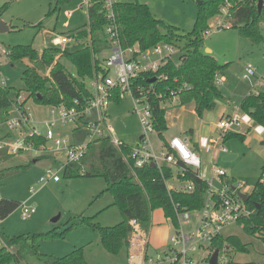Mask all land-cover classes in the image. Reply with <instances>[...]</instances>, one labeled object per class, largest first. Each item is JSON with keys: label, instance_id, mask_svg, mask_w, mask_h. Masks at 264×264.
<instances>
[{"label": "rangeland", "instance_id": "rangeland-1", "mask_svg": "<svg viewBox=\"0 0 264 264\" xmlns=\"http://www.w3.org/2000/svg\"><path fill=\"white\" fill-rule=\"evenodd\" d=\"M137 1L147 3L158 18L187 33L194 27L200 0ZM82 3L83 0H0V21L6 26V29H0V78H5L8 86L25 87L22 73L29 63L20 60L10 61L5 54L6 48L32 44L41 50L47 45L50 37L65 36L84 28L89 22L88 7L85 4L82 6ZM40 22L43 23L42 28L38 26ZM220 22L224 23L222 27L219 25ZM227 22L231 24L230 20H225L223 14L213 18L201 46L204 52L210 53L225 66L216 78L223 97L217 100L213 110L206 111L211 114L216 113L219 107H226L231 111L235 105L240 106L243 98L250 92L264 90V40L254 42L242 35L237 27L226 26ZM261 31L264 35V24L261 25ZM175 49L171 57L178 61L180 50L176 46ZM110 54L111 49L107 47L98 57L104 61ZM164 56H167V53ZM159 57L160 55L153 54L152 60ZM63 62L69 71L74 73L73 65L65 60ZM248 64L256 68V75L252 78L244 77ZM222 75L226 76V80L220 82ZM86 81L90 87L92 78H87ZM22 95L26 98V91H22ZM176 100H168V104ZM25 107L31 113L32 125L46 131L47 122L52 118L51 106L37 103L30 98L25 103ZM192 110V104L169 108L167 119L171 125L169 130L165 131V135L168 136L181 129L182 122L189 127L195 123L199 124L202 120L215 119L214 116L207 118L206 112L202 119ZM240 112H242L240 115L242 124L235 129L234 133H239L244 138L241 135H229L224 141L228 151L221 154L214 151L216 157H219L217 161L216 158H212V155H215L209 140L212 135L216 138L217 133L210 135L203 133L204 139L201 141V148H203L200 154L203 161L201 172L205 179H210L211 168L213 164H217L227 171L226 181L235 187L240 184L241 189L246 191L253 188L262 174L264 126L260 124L253 126L254 121L248 122L249 115L242 109ZM97 119L98 114L93 110L87 115V123L80 122L79 125L76 122L60 123L56 134L61 138H67L69 142L86 144L89 136L88 123ZM107 122L111 126V137L114 140L134 145L143 134V127L138 115L134 112L130 95L120 101L111 102L107 109ZM154 138H158L156 134ZM193 141L198 142L197 138H193ZM49 145L53 147L52 142ZM39 154L36 151L20 153L0 164V170L4 172L0 178V198L18 200L21 204L27 202L36 205V212L29 218L22 217L20 204L14 212L0 220V239L5 245H9L10 237L16 235H34L51 230L63 232L70 224L78 222L82 215L94 216L95 222L102 226H113L123 220L119 207L113 204L112 194L105 192L101 195L107 186L104 177L82 175L66 177L64 172L60 171V182L53 179L40 181L41 177L48 176L47 170L50 167L59 171L60 165L57 160H63V154H57V160L46 158L34 161ZM228 154H236L237 157L224 160ZM52 156L56 157L54 154ZM169 183L178 184L175 179L170 180ZM31 188H34V193L30 191ZM152 213L153 220L149 225L150 251L156 252L162 249L158 241H165L166 234H174L175 230L162 209H156ZM195 217L196 214L194 219ZM223 234L238 235L247 247L245 251L231 247L227 253L222 252L230 260L239 264H264V233L247 234L242 225L235 224L225 228ZM37 244L39 251L46 255L62 257L75 248L82 247L89 264H129L127 247L118 254L110 253L101 243L100 231L90 224L76 225L65 236L42 238ZM5 264L18 263L9 261ZM20 264H43V261L29 255Z\"/></svg>", "mask_w": 264, "mask_h": 264}, {"label": "trees", "instance_id": "trees-1", "mask_svg": "<svg viewBox=\"0 0 264 264\" xmlns=\"http://www.w3.org/2000/svg\"><path fill=\"white\" fill-rule=\"evenodd\" d=\"M259 0H200L194 27L185 33L174 25L158 18L147 3L140 1H118L115 3L120 35L125 48L138 45L142 51L157 44H172L179 48L178 61L171 56L165 59L156 71L141 73L135 81L134 91L140 95L145 93L153 112L154 126L160 139L168 130L166 119L168 100L178 99L179 104H195L196 113L202 117L206 111L213 110L217 100L223 95L217 85L216 78L224 69L217 59L201 46L205 32L210 27V21L222 15L227 9L231 21L230 27H237L241 34L254 42L264 40L261 25L264 24V3L261 11ZM88 24L72 34L66 35L72 39L65 45H56L50 37L47 45L39 50L32 44L15 45L6 48V57L10 61L28 62L23 70L24 88L0 85V123H3L11 109L17 104L25 103L33 98L37 103L53 105L76 106L85 108L92 98V91L87 84V78H92L98 72H105L98 55L107 47L105 33L108 20L100 1L93 0L88 7ZM43 27V23L38 24ZM63 60L72 64L75 71H69ZM155 78V80H152ZM22 91L27 97L19 103ZM174 92V93H172ZM116 96L114 101H120ZM240 108L256 124L264 126V90L247 94ZM85 122V120H84ZM5 132V128H1ZM229 135H241L231 132ZM244 138L243 135H241ZM43 138H36V144L44 143ZM132 145L121 142L116 146L110 138H98L89 143L88 150L80 162H74L64 170L66 177L86 176L104 177L106 189L114 197L123 215V220L113 226H102L95 222L94 216L82 215L76 223L70 224L63 232L51 230L34 235H16L10 237L9 245L0 248V264L16 261L18 264L27 256H36L43 264H89L82 247L75 248L69 254L58 257L42 254L38 249V240L65 236L76 225L90 224L100 231L101 243L113 254H118L124 247L129 249L132 228L129 221L139 220L145 228H149L152 212L162 209L166 217L173 215V202L188 209L199 208L204 202V192L208 184L194 170H188L187 179L195 183L192 193H169L161 173L157 168L147 165L138 168L134 173L131 162L125 159L131 152ZM13 157L7 150H0V164ZM55 159L52 155L38 156L40 159ZM10 169V168H8ZM166 169V175L170 174ZM4 172L0 170V178ZM264 164L261 177L254 184L247 206L252 215L239 222L247 234L264 233ZM21 202L14 199L0 198V220L14 212ZM234 247L245 251L246 244L235 234H222L212 244L213 250L227 253ZM227 256V255H226ZM228 257V256H227ZM220 264H239L230 260Z\"/></svg>", "mask_w": 264, "mask_h": 264}, {"label": "built area", "instance_id": "built-area-1", "mask_svg": "<svg viewBox=\"0 0 264 264\" xmlns=\"http://www.w3.org/2000/svg\"><path fill=\"white\" fill-rule=\"evenodd\" d=\"M92 1L83 0L82 6L85 4L89 7ZM97 1L102 3L108 20L105 33L111 54L104 60L105 72H98L92 77L91 101L83 109L76 106H51L52 118L47 122L46 131L32 125L31 113L25 105H15L9 111L6 120L0 123V150H7L12 155L28 151L40 153L38 156L63 154V160H57V156L55 158L60 165L59 171L50 167L47 170L48 176L40 178V181L49 179L59 181L61 179L59 172H64L71 163L80 162L88 150L89 143L98 138H110L116 146L120 145V141L111 137V126L107 122V109L116 96L124 99L130 95L134 112L138 115L143 127V134L139 141L132 145L130 154L125 156V159L131 162L134 173L138 168L154 164L152 167L157 168L161 173L169 193L175 191L192 193L195 190V183L186 178L188 170L191 169L207 181L208 187L203 194V205L199 208L188 209L173 202V215L167 219L175 233L169 234L162 249L157 248L156 252L150 251L149 228H145L139 220L131 219L129 221L132 228L128 249L129 264H211L210 259L214 251L212 244L215 239L224 233L225 228L239 224L241 220L252 215L247 202L237 192L239 190L250 194L252 189L243 191L240 184L233 189V185L226 181L227 171L217 164L211 168V178L205 179L201 172L203 169L201 155L184 138L179 136L168 140H162L159 136V140L154 138V135L158 133L154 126L151 105L144 92L140 95L135 93V81L141 73L158 70L160 65L165 63V59L176 51L175 46L157 44L145 51H142L138 45L125 48L115 11L117 0ZM223 16L225 20L229 18L227 9L224 10ZM223 24L220 22V27ZM225 25L230 26L228 22ZM71 40L66 35L58 36L54 39V43L65 45ZM164 52L167 56H164L166 54ZM153 54L160 55V57L152 60ZM255 75L256 68L248 64L244 77L252 78ZM220 79V82L224 80L221 77ZM0 85L8 86L5 78H0ZM24 99L21 95L19 103ZM93 110L98 114V119L88 123L89 136L86 144H75L69 142L67 138L57 136L56 129L60 123L76 122L79 125L84 120L87 123V115ZM240 110V106L235 105L232 113L222 116L218 121L219 131L217 137L212 140L217 152L228 151L224 141L229 133L234 132L242 124ZM3 127L5 132L1 131ZM36 138H43L45 142L37 145ZM50 142L53 147L49 145ZM166 169L171 170L169 175H166ZM172 179H175L178 184H170L169 181ZM261 181L264 182V177ZM30 191L34 193L35 190L31 188ZM21 207L23 218H29L36 212L34 204L23 202ZM3 246L5 244L0 239V248ZM220 254L219 264L228 260L224 253Z\"/></svg>", "mask_w": 264, "mask_h": 264}, {"label": "crops", "instance_id": "crops-1", "mask_svg": "<svg viewBox=\"0 0 264 264\" xmlns=\"http://www.w3.org/2000/svg\"><path fill=\"white\" fill-rule=\"evenodd\" d=\"M88 20H89V17H88ZM221 78H223L224 80L223 81H225L226 80V76H224V75H222V76H220ZM178 100V99H177ZM177 100L176 101H174L173 103H171V104H168V102H167V104H166V106H167V110L169 109V108H173V107H175V106H177V105H180V106H182V107H184V105H181V104H179V101L177 102ZM189 104H192L193 105V112L194 113H196V110H195V104L194 103H189ZM217 109V108H216ZM234 111V107H233V109L231 110V111H229L226 107H219L218 109H217V112L216 113H214L213 112V114H211V112H206L205 114H207V118L208 117H212V116H214V120L212 121H201L200 123H201V125H199V124H194V125H189V127L184 123V122H182V126H181V129H179V130H177V131H175V132H172V133H170L168 136L167 135H165V132L163 133V137H164V140H168V139H170V138H172V137H174V136H179V137H182V138H184L186 141H187V143L193 148V149H195L199 154H201V150H202V148H201V146H202V144H201V141L204 139V137H203V133H208L209 135L210 134H214V133H218V131H219V127H218V121L220 120V118L222 117V116H224V115H227V114H230V113H232ZM240 114H242V112H240ZM247 116V115H246ZM177 117H179V115L177 116ZM166 119H167V112H166ZM202 119H203V117H202ZM250 121H248L249 123H252V119L249 117L248 118ZM167 124H168V130H169V127H170V125H171V123H169V121H168V119H167ZM253 126H257V124H255V122L253 123ZM157 135V134H156ZM157 137H158V135H157ZM193 138H197V140H198V142H194L193 141ZM210 140V143L212 144V140H213V135L211 136V138L209 139ZM213 145V144H212ZM212 148H213V153H214V151H216V150H214V146H212ZM204 150V149H203ZM205 151L207 152L208 150H207V148L205 149ZM221 153H223V152H218V154H221ZM214 155H215V153H214ZM236 157H237V155L236 154H234ZM202 157V156H201ZM212 158L214 159V158H216V161L218 160V158L216 157V155L215 156H213L212 155ZM211 158V161L213 160ZM214 165V164H213ZM213 167V166H212ZM61 181V179L58 181V182H60ZM164 213V212H163ZM153 214V213H152ZM165 215V214H164ZM152 220H153V217H152ZM168 229H169V227H168ZM168 236H169V234L167 233L166 234V239H165V241H162V240H159L158 241V245L160 244L161 246L163 245V244H165V242L167 241V238H168ZM151 237V236H150ZM151 239V238H150Z\"/></svg>", "mask_w": 264, "mask_h": 264}, {"label": "water", "instance_id": "water-1", "mask_svg": "<svg viewBox=\"0 0 264 264\" xmlns=\"http://www.w3.org/2000/svg\"><path fill=\"white\" fill-rule=\"evenodd\" d=\"M263 3H264V0H259L258 1V9L259 11H261L262 9V6H263ZM0 29H6V26L5 24L0 21ZM210 51V50H208ZM152 80H155V78H153ZM256 124V123H255ZM236 156L234 154H228L227 156L224 157V160H232L234 159ZM152 166H154V164H152ZM233 189H236L235 186H232ZM238 194L240 195V197L245 201V202H248L249 199H250V194H247V193H244V192H241V191H237ZM219 253H220V250L219 249H216L214 250L212 256H211V259H210V263L211 264H219Z\"/></svg>", "mask_w": 264, "mask_h": 264}]
</instances>
